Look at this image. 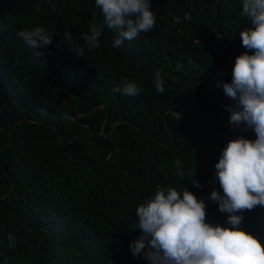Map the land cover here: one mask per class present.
Returning <instances> with one entry per match:
<instances>
[{"label": "trees", "instance_id": "trees-1", "mask_svg": "<svg viewBox=\"0 0 264 264\" xmlns=\"http://www.w3.org/2000/svg\"><path fill=\"white\" fill-rule=\"evenodd\" d=\"M150 6V32L113 47L119 31L104 25L86 60L64 34L85 46L90 26L103 22L95 0H0V264H149L129 244L141 235L136 208L158 188L190 191L206 222L229 226L210 199L223 195L215 164L228 143L216 133L235 132L228 107L237 101L223 85L247 51L239 33L250 22L242 0ZM36 27L55 40L40 60L16 35ZM127 81L142 91H115ZM237 214L264 244V206Z\"/></svg>", "mask_w": 264, "mask_h": 264}, {"label": "clouds", "instance_id": "clouds-1", "mask_svg": "<svg viewBox=\"0 0 264 264\" xmlns=\"http://www.w3.org/2000/svg\"><path fill=\"white\" fill-rule=\"evenodd\" d=\"M95 7L101 10L103 22L90 26L84 47L73 42L71 32L64 34V41L77 58L88 60L89 54L100 47L98 38L104 25L119 31L113 47H120L125 39L131 41L142 32H150L156 24L150 0H95ZM240 15L251 25L239 33L247 51L236 57L231 82L223 89L237 101L235 109L226 106L232 130H254L255 139L239 136L230 140L215 164L223 195L213 190L210 199L218 203L221 213L228 214L229 226L206 222L204 201L190 191L158 188L153 197L136 208L138 222L132 230L138 229L141 235L129 244L133 257L142 256L149 264H264V244L240 227L244 217L237 214L264 206V0H242ZM16 35L35 50L39 60L42 49L55 42L54 34L43 27L21 30ZM154 84L157 93H164L159 72ZM115 91L135 97L142 89L136 82L127 81ZM180 163L175 161L178 169ZM178 174L183 177L182 170ZM192 184L203 187L197 180ZM8 239H13L11 234Z\"/></svg>", "mask_w": 264, "mask_h": 264}, {"label": "water", "instance_id": "water-1", "mask_svg": "<svg viewBox=\"0 0 264 264\" xmlns=\"http://www.w3.org/2000/svg\"><path fill=\"white\" fill-rule=\"evenodd\" d=\"M249 130H250V129H249ZM242 133H244V131L237 130V131H235V132L233 133V135L230 136V137H223V136H221V135L218 134V133H216V135H217L221 140H224V141L229 142V141L232 140V139H236V138H238Z\"/></svg>", "mask_w": 264, "mask_h": 264}]
</instances>
